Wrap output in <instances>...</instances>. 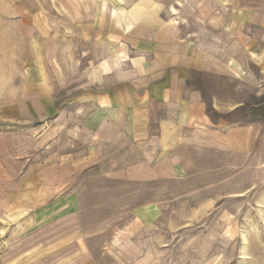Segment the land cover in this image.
I'll return each instance as SVG.
<instances>
[{
	"label": "rangeland",
	"instance_id": "374dc122",
	"mask_svg": "<svg viewBox=\"0 0 264 264\" xmlns=\"http://www.w3.org/2000/svg\"><path fill=\"white\" fill-rule=\"evenodd\" d=\"M135 1L0 0V264H264V81L221 87L216 138L185 137L178 175L147 143L81 133L73 40ZM180 4L167 11L193 30ZM49 83L59 113L24 118Z\"/></svg>",
	"mask_w": 264,
	"mask_h": 264
},
{
	"label": "crops",
	"instance_id": "0c3cea01",
	"mask_svg": "<svg viewBox=\"0 0 264 264\" xmlns=\"http://www.w3.org/2000/svg\"><path fill=\"white\" fill-rule=\"evenodd\" d=\"M184 1L138 0L123 11H102L84 32L86 47L73 40L67 68L76 73L64 76V86L78 89L70 102L78 104L81 133L96 144L122 136L147 143L157 161L166 155L173 161L175 175L185 167L177 156L185 137L207 132L216 138L210 127L221 123L209 106L233 100L221 87L264 81V0H186L199 23L193 30L167 11ZM52 86L23 99L31 102V114L21 110L24 118L59 113Z\"/></svg>",
	"mask_w": 264,
	"mask_h": 264
}]
</instances>
